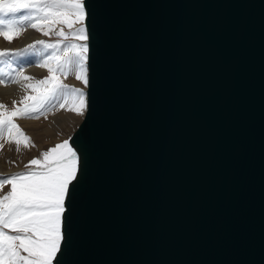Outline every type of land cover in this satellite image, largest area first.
Segmentation results:
<instances>
[{
  "label": "water",
  "instance_id": "obj_1",
  "mask_svg": "<svg viewBox=\"0 0 264 264\" xmlns=\"http://www.w3.org/2000/svg\"><path fill=\"white\" fill-rule=\"evenodd\" d=\"M89 108L54 264H264V0H86Z\"/></svg>",
  "mask_w": 264,
  "mask_h": 264
},
{
  "label": "snow or ice",
  "instance_id": "obj_2",
  "mask_svg": "<svg viewBox=\"0 0 264 264\" xmlns=\"http://www.w3.org/2000/svg\"><path fill=\"white\" fill-rule=\"evenodd\" d=\"M86 0H0V37L11 42L32 28L54 40H36L20 49H0V58L35 57L48 75H26L24 62L0 68V84L17 83L31 93L9 110L0 102V140L24 147L31 137L16 117L39 119L61 109L84 116L89 108V29ZM58 26H62L59 27ZM67 29V30H65ZM68 76L83 88L65 83ZM16 103L15 101L13 102ZM71 137L31 159L21 172L0 173V264H54L64 240V217L70 186L77 178L80 157ZM4 145L0 143V149ZM31 166V167H30Z\"/></svg>",
  "mask_w": 264,
  "mask_h": 264
},
{
  "label": "rangeland",
  "instance_id": "obj_3",
  "mask_svg": "<svg viewBox=\"0 0 264 264\" xmlns=\"http://www.w3.org/2000/svg\"><path fill=\"white\" fill-rule=\"evenodd\" d=\"M50 39L54 40L56 37L54 35L44 36L43 33L28 28L22 35L14 38L11 42L0 37V49H20L36 40ZM34 60L35 57L29 55L3 57L0 58V68H6V62L11 63L12 68L19 67L24 62L26 64L24 66L26 75H30L36 79H43L48 75V71L46 68L39 67ZM65 83L76 87H84L82 82L77 81L74 76H68L65 79ZM30 93V89H26L17 83L0 84V102L5 103L9 110L20 106L21 98ZM14 101L16 102L15 104L13 103ZM82 117L64 109L59 111L53 110L48 112L46 116H41L39 119L16 117V123L31 137L32 146L24 147L20 145V150L17 151V145L8 142L6 137L0 140V143L4 145L3 149H0V173L7 175L24 171L25 165L31 159L40 158L43 151L71 137ZM70 143L72 142L70 141ZM73 147L75 148L74 145ZM10 187V185H6L0 191V195L10 190Z\"/></svg>",
  "mask_w": 264,
  "mask_h": 264
},
{
  "label": "bare ground",
  "instance_id": "obj_4",
  "mask_svg": "<svg viewBox=\"0 0 264 264\" xmlns=\"http://www.w3.org/2000/svg\"><path fill=\"white\" fill-rule=\"evenodd\" d=\"M26 63V62H25ZM26 65V64H25Z\"/></svg>",
  "mask_w": 264,
  "mask_h": 264
}]
</instances>
